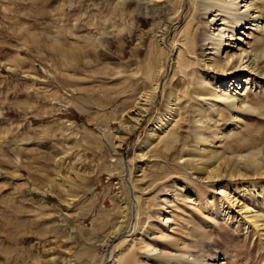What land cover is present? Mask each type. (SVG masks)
<instances>
[{
  "label": "rangeland",
  "instance_id": "obj_1",
  "mask_svg": "<svg viewBox=\"0 0 264 264\" xmlns=\"http://www.w3.org/2000/svg\"><path fill=\"white\" fill-rule=\"evenodd\" d=\"M175 3L159 0L146 8L131 0H0V264H119L126 257L134 264H160L162 257L167 264H264V165L256 174L210 179L183 168L186 154L177 163L184 144L191 155L199 151L188 128L172 156L154 150L140 161L134 159L138 138H117L120 116L143 127L139 139L149 130L153 115L142 118L139 109H127L146 82L135 73L148 61L147 48L167 36L171 58L177 52L179 25L170 20ZM247 11L240 7L241 22H219L214 36L199 35L197 45L220 44L209 57L229 61L232 77L216 91L245 93L244 107L253 110L236 133L253 128L263 150L264 87L254 86L257 74L244 59L251 37L241 36L251 22ZM54 45L75 48L74 62ZM214 103L225 118L221 100ZM221 123L225 130L231 126L230 119ZM248 153L229 157L241 166ZM71 165L87 182L65 186L76 196L68 206L67 194L56 187L60 182L50 185L48 178L56 169L60 180L72 178ZM127 201L130 233L125 227L112 238L108 232ZM140 205L147 225L138 237L131 228ZM139 238L154 246L152 253L137 250Z\"/></svg>",
  "mask_w": 264,
  "mask_h": 264
},
{
  "label": "bare ground",
  "instance_id": "obj_2",
  "mask_svg": "<svg viewBox=\"0 0 264 264\" xmlns=\"http://www.w3.org/2000/svg\"><path fill=\"white\" fill-rule=\"evenodd\" d=\"M131 1H135L146 8L159 4V0ZM244 1L245 4L242 6L238 0H176L170 20L172 25H179V35L181 37L178 41L177 52L174 51V57L172 54L171 58V52L174 49L167 44V36L158 38L156 47L152 48L153 52L151 47L147 48L148 61L142 71L135 73L138 78H142L146 82L141 84L140 89L135 93L131 106L127 109L128 111L139 109L142 118L153 115L149 121L147 120L149 130L142 139H139L142 136L143 127L127 124L123 121V116H120L121 135L117 137L118 140L123 142L129 136L138 138L134 159L143 160L147 157L149 151L152 153L154 150L172 156L176 144L185 132L184 129L188 128V138H190L191 143L198 146L199 151L195 153L196 155H191V153H187L190 151L185 150V144L180 148L182 155L176 159L177 163L183 159L185 154L188 156L182 162L184 169L187 170V167L190 166L191 171L193 170L195 173L204 172L210 179H214L223 178V176L226 178L243 176V172L256 174L261 169L260 167H263L264 149L259 150L256 143L257 138L260 139L258 136L260 134L250 127L246 128L243 134L236 133L240 119L247 118L250 115L247 112L253 110L249 106L248 110L244 107L247 102L243 99L245 93L233 95L228 92L220 95L216 91L217 88L222 89V84L232 77L230 76L232 74L226 71L229 61L224 62L209 57L211 54L208 51L218 50L220 44L211 43L212 47L207 49L197 45L199 35L202 34L208 38L214 36L217 27L223 25L222 23L218 24L219 22L225 20L231 24L241 22L240 20L244 16L240 13V7L246 8L247 13L251 11V22L244 25L241 34L243 37L246 36L247 39L251 37L250 42L248 41L246 45L247 48L244 50V59L246 60L245 63L251 66L252 71L257 74L258 79L254 86L264 87V0ZM116 5L119 7L121 3L117 2ZM249 9L251 10L249 11ZM205 19L209 20L205 23L199 22ZM166 30L171 32L168 28ZM246 30H252L258 35L253 36V33H244ZM53 47L57 53L63 55L65 60H70L68 61L70 63L74 62L75 48L63 49L58 45ZM190 56H196V61H191ZM119 63H122V60ZM216 100H221L227 114H224L226 115L225 118L222 117L221 113L217 114L219 109L221 110V105L214 103ZM207 108L218 115L217 120L207 112ZM260 116H264V114L261 113ZM227 119H230L231 126L225 130L221 128L222 123L220 124V121L225 122ZM139 121V118H134V123ZM213 140H216V142L214 143ZM218 149L223 151L221 152ZM244 150H249V153L241 156L240 159H243V163H240L241 166L236 160L229 157L234 152ZM254 150H257V152H254ZM259 153H261L260 157H258ZM194 156H197V159H194ZM259 159H261L260 162ZM58 161H60V158ZM73 165L69 167L72 178L65 176L60 180L59 170L56 172L57 169L54 167L56 170L53 172V176L56 177L53 179L48 178V183L51 185L53 181L60 182L55 184L61 193H66L65 186L70 188L69 185L75 184V181L80 183L78 186L84 185L87 181L81 178V174L77 172V166ZM58 167H60V164ZM122 169V174H124V168L122 167ZM240 186L243 191L248 188L244 184ZM66 194L63 202H66L69 206L76 196H70L68 191ZM204 206L207 207L208 202ZM137 208L140 209L141 213L138 214L140 217L134 219V225L131 229L133 234L136 233L139 237L147 225V216L141 217L143 214L146 215L142 205ZM119 209L121 212L120 217L108 232L112 238L130 233L128 228L132 220V201L122 203ZM245 209L246 212L251 211L250 207L245 206ZM254 218H259V215H254ZM249 224L250 227L254 228L253 222ZM125 227H127V230L123 233L122 230ZM137 250L148 254L152 253L154 246L150 242H145L139 238ZM111 255L110 253L109 256ZM145 258L148 257L145 256ZM167 260L168 258L162 257L160 264H167ZM148 263L149 261H141V264ZM119 264H134V258L126 257Z\"/></svg>",
  "mask_w": 264,
  "mask_h": 264
}]
</instances>
